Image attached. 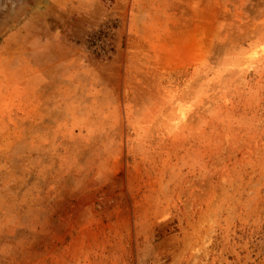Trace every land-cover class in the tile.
Returning a JSON list of instances; mask_svg holds the SVG:
<instances>
[{
  "label": "rangeland",
  "instance_id": "374dc122",
  "mask_svg": "<svg viewBox=\"0 0 264 264\" xmlns=\"http://www.w3.org/2000/svg\"><path fill=\"white\" fill-rule=\"evenodd\" d=\"M0 264H264V0H0Z\"/></svg>",
  "mask_w": 264,
  "mask_h": 264
}]
</instances>
